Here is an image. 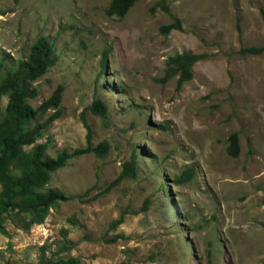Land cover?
Returning <instances> with one entry per match:
<instances>
[{
	"label": "rangeland",
	"instance_id": "374dc122",
	"mask_svg": "<svg viewBox=\"0 0 264 264\" xmlns=\"http://www.w3.org/2000/svg\"><path fill=\"white\" fill-rule=\"evenodd\" d=\"M156 1L135 0L119 18L105 14L110 0H0L6 67L38 37L57 56L26 99L35 108L63 86L61 113L38 140L51 137L46 154L85 145L82 112L92 145L109 144L104 157L75 155L51 173L45 188L69 199L41 223L20 229L5 216L0 264H264V53H239L264 46V0H165L169 13L151 10ZM174 17L181 28L160 34ZM182 52L201 58L177 89V75L159 78ZM96 97L107 125L85 110ZM233 132L235 157L226 152ZM132 154L135 177L102 193ZM188 169L194 176L177 182Z\"/></svg>",
	"mask_w": 264,
	"mask_h": 264
},
{
	"label": "trees",
	"instance_id": "16d2710c",
	"mask_svg": "<svg viewBox=\"0 0 264 264\" xmlns=\"http://www.w3.org/2000/svg\"><path fill=\"white\" fill-rule=\"evenodd\" d=\"M135 0H110L105 8L107 16L123 17ZM159 7L169 13L165 0H157L151 10ZM263 19L264 11L261 10ZM181 22L174 17L168 24L159 27V33L166 36L172 29H180ZM240 54L264 53V46L243 47ZM8 55L0 57V96H6L7 101L0 112V231L4 232L3 222L5 216L11 223L20 229H27L29 225L41 223L48 214L49 209L57 202L69 199L62 191L45 188L51 173L63 167L75 155L92 152L98 157H104L109 149L106 141L92 145V129L83 117V126L86 129L85 145L68 151L60 149L54 156L46 154L51 142V137L46 136L43 141H38L44 136V131L49 124L59 117L61 111L59 103L63 90L58 84L51 94L37 107L32 108L26 99L37 95V87L31 82L42 76L55 64L57 56L54 54L52 42L46 37H38L29 46L27 53L15 61L14 66L6 67L5 60ZM201 55L188 52L175 53L165 59L164 74L159 78L165 82L177 75L176 88L192 77V65ZM102 66L104 61L102 60ZM52 112L43 118L47 110ZM85 110L99 117L104 124H108V106L102 99L96 97ZM37 119L38 121H33ZM31 146L29 149L26 147ZM239 151L238 135L236 132L227 137L226 152L235 157ZM193 170H183L176 176L177 182H187L193 175ZM136 163L134 154L129 160L122 163L118 175L106 184L102 193L107 192L112 186L117 185L124 178H134ZM124 214L112 220L110 228L122 222ZM121 234L103 239L105 242H114ZM64 247L66 246L63 245ZM43 264H80L75 257L66 259L48 260Z\"/></svg>",
	"mask_w": 264,
	"mask_h": 264
}]
</instances>
